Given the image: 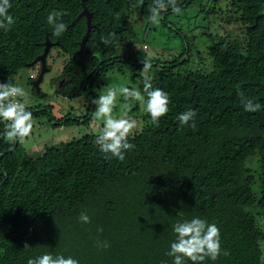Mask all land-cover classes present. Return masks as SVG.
Instances as JSON below:
<instances>
[{
	"label": "trees",
	"instance_id": "16d2710c",
	"mask_svg": "<svg viewBox=\"0 0 264 264\" xmlns=\"http://www.w3.org/2000/svg\"><path fill=\"white\" fill-rule=\"evenodd\" d=\"M193 1L177 3L182 9ZM10 2L15 23L7 32L0 29V82L14 85L18 71L37 64L50 40L49 54L54 46L67 54L56 92L71 99L85 95L90 111L57 119L48 105L32 107L53 128L78 124L76 132L56 136L33 153L23 143L9 145L0 122V264H27L45 253L72 256L79 264H173L166 255L176 239L172 226L194 217L217 224L221 247L230 253L204 264H264V0L232 1L245 39L213 42L210 70L205 63L188 68L190 43L171 60H133L132 83L142 90V61L149 60L153 87L168 93L171 103L155 125L144 105L133 102L132 118L137 113L144 124L129 137L135 147L123 161L106 160L95 143L100 131L89 124L98 97L93 86L101 74L131 62L124 53L99 55L124 37L135 38V23L149 20L154 0ZM84 4L94 28L80 52L87 30L80 16ZM52 11L63 13L59 20L68 26L60 37L47 23ZM172 14L163 13V23ZM102 37L111 43H101ZM136 45L133 53L148 48ZM238 90L261 110L246 112ZM33 92L45 96L34 86ZM189 109L196 112L195 127L177 119ZM81 213L90 223L80 221Z\"/></svg>",
	"mask_w": 264,
	"mask_h": 264
},
{
	"label": "rangeland",
	"instance_id": "374dc122",
	"mask_svg": "<svg viewBox=\"0 0 264 264\" xmlns=\"http://www.w3.org/2000/svg\"><path fill=\"white\" fill-rule=\"evenodd\" d=\"M232 1L194 0L189 6L182 8L180 14L169 15L166 23H163L162 19L158 23L138 19L135 23V38L124 37L112 49H108L99 55L103 58L124 53L131 62H123L122 69L116 67L98 76L94 81L93 92L99 96L106 94L109 87L118 89L120 86L128 85L138 89V85L132 83L134 69H137L135 66L137 64L133 63V60L141 56L161 61L171 60L181 53L184 43L186 48H188V43L193 47L188 68H202L205 63L208 66L207 70H210L211 60L208 47L213 42L223 38L227 41L236 39L243 41L245 39L246 27L240 21L239 12L232 6ZM133 42H137L140 46L147 44L148 48L146 46L147 49L133 53ZM66 57L67 54L57 46L52 48L47 57V64L50 68L40 83V90L45 96L33 92L32 82L36 77L31 78L34 76L33 74L39 75V67L42 64L37 63L33 67H24L18 71L14 85L25 90L24 99L29 111L34 106L36 107L34 110H39L40 108L45 109V106L48 105L52 109L53 116L57 119L66 114L79 118L90 111L89 99L85 95L71 99L56 92V85L62 75ZM187 57L188 52H185L183 58L186 59ZM156 63L157 61L154 62V64ZM123 104V97L118 93V103L114 109V116L120 117L127 111L128 115L132 117L136 111L132 110L131 107L130 110L125 109ZM39 113L38 116L33 115L32 135L23 142L29 153L36 152L44 143H51L56 136H69L78 129V124L72 126L57 124L53 128L47 116ZM93 114L89 123L90 127L93 131H101L103 121H98ZM136 115H138L137 118L133 117L137 121V128L134 132L141 130L144 124L139 114L136 113ZM260 223L264 228V218L260 220Z\"/></svg>",
	"mask_w": 264,
	"mask_h": 264
},
{
	"label": "clouds",
	"instance_id": "9594fccd",
	"mask_svg": "<svg viewBox=\"0 0 264 264\" xmlns=\"http://www.w3.org/2000/svg\"><path fill=\"white\" fill-rule=\"evenodd\" d=\"M143 3V0H139ZM12 4L10 0H0V29L9 31L15 20L9 14ZM171 9L172 13L180 14L182 9L177 0H154L150 6L149 21L158 23L163 18V13ZM61 12L52 11L47 16V23L53 27V35L60 37L67 31L68 26L60 22ZM113 35V34H110ZM101 43L108 45L110 39L101 38ZM143 68L140 70L142 77V90L120 86L109 87L106 94L99 95L92 103L96 106L95 118L103 121V127L95 139L99 150L104 154V158H117L120 161L125 159V153L132 150L135 145L129 142V137L133 136L137 128V121L130 117L127 111L120 117L114 116V109L118 103V93L124 98L123 107L130 110L133 102L142 103L144 111L150 115L153 124L158 125L162 117L169 112L171 103L168 93L161 88L153 87V77L150 70L153 65L149 60L142 61ZM241 97L246 112L255 113L261 110L260 103H254L251 99L244 97L242 91H237ZM25 90L13 85L10 81L0 82V122L4 124L3 138L9 145L23 143L33 133L34 121L33 113L28 110V105L24 99ZM196 112L187 110L177 117L181 126L195 127L194 118ZM134 138V136H133ZM82 223H90V217L86 213H81L79 217ZM176 239L170 244V250L166 253L173 258V264H204L206 259L216 261L221 254L228 256L230 253L221 247L220 228L215 223H209L205 219L194 217L191 220L177 222L173 226ZM108 245L105 244V247ZM29 247L25 244L24 248ZM27 264H79V261L72 256L67 258L64 255H53L45 253L35 258H29Z\"/></svg>",
	"mask_w": 264,
	"mask_h": 264
},
{
	"label": "water",
	"instance_id": "95a60500",
	"mask_svg": "<svg viewBox=\"0 0 264 264\" xmlns=\"http://www.w3.org/2000/svg\"><path fill=\"white\" fill-rule=\"evenodd\" d=\"M80 16H84L87 19V30L86 33L83 37V39L80 42V52L84 51L86 49V44L88 41V38L94 28V25L92 23V13L89 11V9L85 6L84 4V8L82 10V12L80 13ZM53 46V43L50 40H47L45 43V49L43 51V53L41 55H39L34 63H39L42 64L41 65V70L40 73L37 77V79H35L32 83L33 86L36 87L37 91L40 89V83L43 81L44 79V75L45 73L49 70V68L47 67V55L49 54L50 48Z\"/></svg>",
	"mask_w": 264,
	"mask_h": 264
},
{
	"label": "built area",
	"instance_id": "2783aa9c",
	"mask_svg": "<svg viewBox=\"0 0 264 264\" xmlns=\"http://www.w3.org/2000/svg\"><path fill=\"white\" fill-rule=\"evenodd\" d=\"M146 48V45L144 44V45H142V46H140V45H136V48L135 49H140V48Z\"/></svg>",
	"mask_w": 264,
	"mask_h": 264
}]
</instances>
